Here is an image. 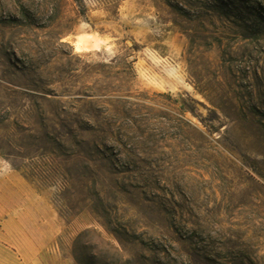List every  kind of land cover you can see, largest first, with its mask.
<instances>
[{"label":"rangeland","instance_id":"1","mask_svg":"<svg viewBox=\"0 0 264 264\" xmlns=\"http://www.w3.org/2000/svg\"><path fill=\"white\" fill-rule=\"evenodd\" d=\"M0 264H264V0H0Z\"/></svg>","mask_w":264,"mask_h":264},{"label":"bare ground","instance_id":"2","mask_svg":"<svg viewBox=\"0 0 264 264\" xmlns=\"http://www.w3.org/2000/svg\"><path fill=\"white\" fill-rule=\"evenodd\" d=\"M85 35V34H84ZM83 35V36H84ZM91 35H95V34H91ZM89 36V35H88ZM82 37V36H81ZM96 37V36H95ZM85 38V37H84ZM98 38H100V37H98ZM91 39H92V37H91ZM78 40V39H77ZM93 40H95L96 41V39H94V37H93ZM87 41H89V39H87V40H85V39H81V41L79 42H75L76 44V47H75V51L77 52V53H81V52H83V50H84V48H85V46H87V45H85L86 44V42ZM102 40L100 39V42H101ZM103 42V41H102ZM89 43H91V40L89 41ZM89 43H88V45H89ZM88 48H90V47H88ZM99 48H100V44H99V42L97 43H95L94 42V46H93V50H96V51H98L99 50ZM100 49H102V48H100ZM86 51V50H85ZM100 51V50H99ZM231 239L230 238H227V241H230ZM236 243H237V241H236ZM233 244H235V242L233 241Z\"/></svg>","mask_w":264,"mask_h":264},{"label":"trees","instance_id":"3","mask_svg":"<svg viewBox=\"0 0 264 264\" xmlns=\"http://www.w3.org/2000/svg\"><path fill=\"white\" fill-rule=\"evenodd\" d=\"M77 1V0H76Z\"/></svg>","mask_w":264,"mask_h":264}]
</instances>
